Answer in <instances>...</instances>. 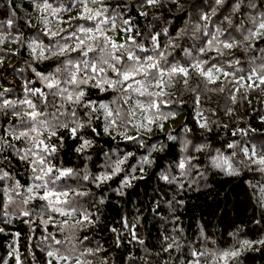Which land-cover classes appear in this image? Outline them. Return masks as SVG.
I'll return each instance as SVG.
<instances>
[{
  "label": "clouds",
  "instance_id": "obj_1",
  "mask_svg": "<svg viewBox=\"0 0 264 264\" xmlns=\"http://www.w3.org/2000/svg\"><path fill=\"white\" fill-rule=\"evenodd\" d=\"M0 264H264V0H0Z\"/></svg>",
  "mask_w": 264,
  "mask_h": 264
}]
</instances>
